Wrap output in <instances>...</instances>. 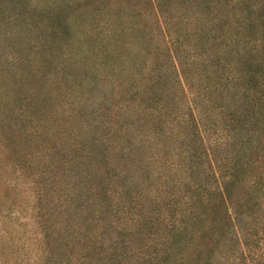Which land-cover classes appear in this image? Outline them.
Instances as JSON below:
<instances>
[{"label":"trees","instance_id":"obj_1","mask_svg":"<svg viewBox=\"0 0 264 264\" xmlns=\"http://www.w3.org/2000/svg\"><path fill=\"white\" fill-rule=\"evenodd\" d=\"M25 1H7L20 8L13 15L25 17ZM148 2L135 22L130 11L137 8L105 0L110 16L103 20L105 29L99 31L92 56L97 68L109 67L82 80L90 85L87 103L101 105L94 112L114 100L115 109L105 122L113 143L95 135L101 123L93 113L92 122L85 118L86 125L74 129L72 161L93 168L95 183L90 185L87 174L85 186L101 208L95 217L104 220L109 211L117 220L126 219L125 226L102 240L96 254L107 251V264H264V187H258L264 182V171H259L264 163L247 151L252 127L264 114V0ZM52 14L50 28L56 37L67 25L62 14ZM136 45L140 48L132 53ZM112 147L116 155L123 153L120 159L126 165L139 162L141 148L149 149L151 164L141 167L140 161L136 172H143L149 184L163 178L164 183L154 189L147 185L137 198H149L154 207L140 202L136 207L134 189L144 179L131 178L130 168L111 177L120 186L121 172L125 187L109 195L113 203L105 202L100 186L109 172L100 165H108ZM173 148L180 151L178 162L170 156ZM202 153L208 166L201 165ZM152 165L160 166L156 178ZM248 166L243 180L240 170ZM126 193L129 199L123 197ZM252 199L256 202L246 204ZM256 204L262 206L253 214ZM104 224L111 231L116 222Z\"/></svg>","mask_w":264,"mask_h":264},{"label":"rangeland","instance_id":"obj_2","mask_svg":"<svg viewBox=\"0 0 264 264\" xmlns=\"http://www.w3.org/2000/svg\"><path fill=\"white\" fill-rule=\"evenodd\" d=\"M7 1L0 0V264H107V251L102 254L96 251L102 240L106 241L110 234L125 226L122 221L126 219L117 220L109 211L104 220L95 217L101 208L97 205L99 202L94 203L96 197L91 189L85 186H88L87 174L90 185L95 183L93 168L86 170V166L73 164L72 137L74 129L86 125L83 119L92 122L94 113V119H100L101 123L95 135L109 145L113 143L107 139L111 129L105 122L108 123L115 109L114 100L103 103L100 113L94 112L101 105L92 107V103H87L85 93L90 85L82 81L87 75L94 79L93 70L105 73L109 67L107 62L111 65L108 58H102L107 64L97 68L92 56L99 31L105 29L103 20L110 16L106 14L109 6L104 5L105 0H26L29 8L25 17L19 18L13 14L20 12V8ZM120 2L130 7L128 10L137 8L130 11L135 22L141 20L136 13L145 12L149 5L148 0ZM55 12L65 17L69 28L56 37L50 28V14ZM139 48L136 45L132 53ZM129 64L128 59L124 66ZM104 105H109V110H105ZM261 105L264 109V102ZM86 133L90 135L88 128ZM252 134L247 151H254L251 157L256 161L262 159L264 163V147H261L264 146V114L261 112ZM235 151H240V147ZM179 152L173 148L170 153L176 162L181 158ZM222 152L224 155L225 150ZM248 152L246 155H250ZM116 154L114 149L108 165H100L109 172L102 177L104 184L100 186L105 191V202L113 203L109 195L125 187L121 172L120 186L111 177L117 170L130 168L131 178L144 179L134 189L136 207H140V203L154 207L149 198H137L147 185L154 189L164 183L163 178L149 184L143 172L140 176L138 170L136 172L140 161L141 167L151 164L149 149L138 151L139 162L135 165L132 161L126 165L125 160L120 159L122 152ZM202 155L201 165L208 166L204 153ZM157 166L152 167L154 178L160 170ZM259 168L264 171L263 167ZM240 172L242 179H247L249 166ZM130 183L127 182L128 187ZM258 187L262 190L264 182ZM128 195L123 197L129 199ZM252 202L256 199L246 204ZM261 206L254 205L253 214ZM107 222H116L111 231L105 230ZM247 263L254 264L249 260Z\"/></svg>","mask_w":264,"mask_h":264}]
</instances>
